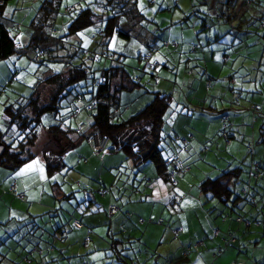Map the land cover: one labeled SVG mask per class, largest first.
I'll list each match as a JSON object with an SVG mask.
<instances>
[{
	"label": "rangeland",
	"instance_id": "obj_1",
	"mask_svg": "<svg viewBox=\"0 0 264 264\" xmlns=\"http://www.w3.org/2000/svg\"><path fill=\"white\" fill-rule=\"evenodd\" d=\"M35 2L36 0H18V2L16 0H11L7 5V11L9 9L8 14L11 15L12 20L22 25L21 29L10 31V33H12L11 36L15 37L16 41L22 42V30L33 14L31 8L34 7ZM241 2L244 3V7L242 5L243 9L246 7L247 11L252 10V7H258L257 0H241ZM192 3L195 4L194 7H191ZM55 5H58V14L55 15L53 26L59 31L62 30L70 19V16H73L79 8L92 7L95 12L103 18L115 15L116 21H118V24L120 23V27L122 26V28L124 27V29L128 31V37L118 34L111 35L108 39V47L105 50L114 52L116 55H122L124 57V62H122L127 68L131 69V73L135 77L136 74H142L144 67L143 56L149 49L153 50V55L149 57V62L157 63L155 69L150 70L153 74H156L157 80L153 82V84L156 83V85H152L155 89H158L159 85L164 88L161 91L169 92L173 88L174 79L182 80V78H184L187 80L186 85L182 84L183 91L181 94L177 91L180 98L184 97L187 99V103H183L186 107L179 104L177 112L174 111V114L169 112L165 118V127L162 130L163 132H161L162 135L167 133H175L177 135V139L172 138L170 144L175 150L181 148L182 155H186L188 152L186 151L187 148L183 140H187L190 145V142L194 141L196 138L193 135L192 140L190 135H186L189 132H193L195 135H200L203 138H212L211 144L203 143L201 154L207 151L206 154L202 155L199 159H195V162L192 161L194 158L189 160V165H187L191 168L193 167L194 171L200 177L202 176L195 187L191 186L189 180L185 182V188L182 186L181 181L178 183V180H180L183 174L188 170L176 174L174 180L178 186H174V183L171 181H162L164 185L171 188L167 193L168 202L173 200V196L176 197L174 207L170 210L174 211V215L178 216L179 220L183 222L186 228L189 227L196 232L201 231L203 236H205L203 229L205 221L196 209L192 207L191 202L181 201V191L186 195L191 192V196H194L195 190L201 180L206 177L215 178L221 174L224 168H232L235 166L243 168V182L236 184V191L242 194L245 193L243 189L247 188L250 192L248 193L249 200L254 198L257 201H261L264 194L262 191H259L261 195L255 196L252 193L257 191L258 188H264V174L257 180L254 175L249 173V169L247 173V168L253 159L264 162V142H258L260 139L259 126H261L264 117L258 114L260 109L258 108L259 104L257 102L264 98V18L258 21L260 22L259 26L255 21L250 20L252 21L251 25L248 26L243 33L241 32L239 34L238 40H234V37L230 34H224L226 29L221 27V35H224L216 40L217 36L214 34V31H201L200 26L197 24L199 21L195 22L194 18H190L189 20L188 18L186 19L188 24L187 27L186 25L178 23L181 22V18L187 13L190 15L194 13L192 16L196 15L200 20L203 19L204 15L200 12H204L205 9L203 5L199 4L198 0H113L110 2L108 0H58ZM71 7L74 8L67 13V10ZM124 10H127L128 14L123 13ZM247 21L248 20H245V22ZM96 27L97 25L90 26L82 30L78 36H76L81 40L82 47L85 48L90 46L91 36L96 33ZM166 42L169 43V45H167ZM173 43H176V45ZM200 45L209 46V50H213L215 54L211 56V53L208 51L203 52L205 51L204 49L199 50ZM193 48L195 50H193ZM30 56H33V52L28 51L25 54L16 55L12 58L10 57L8 60L0 61V67L4 68V78L0 77V89H2L1 87L7 89L6 92L4 91L0 95V118H2L4 102L9 97L13 96L15 91L17 92L16 89L22 85L23 87H28L30 86L29 83L35 84L39 73H41V71L43 73L45 72V68L43 67L40 69L37 64L34 63L36 61L33 60L34 62H32L30 60ZM13 62H16V64L13 65ZM101 64H103V61ZM113 64L114 60L106 61L107 66ZM188 69L194 70V73L186 75ZM14 74H16V77H13ZM10 77L13 78V80H16L18 77V81L12 82L9 80ZM208 78H211L213 82L212 86L208 85ZM147 79L148 76L143 73L141 83H147ZM198 83H200L199 86ZM1 91H3V89ZM47 94L48 91H46V95ZM46 95L41 94V98H45L42 100L46 101ZM250 97L255 98L254 103L258 106L250 105L253 103ZM180 98L179 100L181 101ZM236 101L239 102V105H236ZM173 105H176L175 102ZM196 105L205 106L204 113L196 112L198 110L195 108ZM221 106H228L233 114L228 118L221 117V113L219 115L217 111ZM250 106L258 108V111L254 112L249 108ZM242 107H248V112H243ZM83 113L85 114L86 112L83 111ZM1 123L0 121V126L2 125ZM228 134L232 135L229 139ZM48 137L46 131L41 133L38 139L37 153H44L43 145H45L46 151L51 148L52 142L46 143ZM165 142L167 144L169 143L167 139H165ZM85 143L91 150V141L85 139ZM78 151L79 148L68 152L66 168L57 173L59 182H64L66 185H71L77 180L82 183L80 187L78 183H75V186L68 191L66 195L72 192L76 194L83 193V183L86 182V178L93 175L96 170L91 167L85 169V165L79 163L82 157L78 156ZM175 156H178V154L175 153ZM124 163L128 166L127 161H124ZM29 165L31 167H36L42 164L39 157H36ZM142 167H145L143 170L145 173L150 171V168L148 169L147 167H151V171L155 168H153L152 164H145ZM129 171L130 168L123 169L124 173H128ZM32 172L37 174L36 170H32ZM76 172L79 173V176H77ZM132 172L133 174L137 173L135 183L139 182L140 185L144 187L145 182L141 180V178H144L142 173L137 171L136 168H134ZM28 174V172H25L22 175V179H27ZM37 176L40 177V174L38 173ZM155 176H158L156 171L145 177L146 180L149 179L147 182L148 184L153 183V185H151L153 190L157 189V186L154 184ZM51 180L52 178L46 177L41 185V190L47 191ZM92 188L97 190V185H93ZM63 189L67 190L66 187ZM102 189L101 187L100 190ZM115 189V187L109 188L110 192L113 194H116ZM192 190L194 192H192ZM122 192H124V190ZM144 192L147 194L149 193L148 189H145ZM107 193L108 191L105 194L106 197H108ZM94 195L96 198L95 207L99 209L98 211L102 214V206L106 205L105 195H102L101 192H96ZM208 197V195L204 196L202 203L204 207L212 212V215L219 214V210H223L222 212L224 213H229L226 209L222 208L223 205H221L218 200H208ZM4 198L7 200V196ZM65 199L67 203H60L64 205V213L61 212V215L68 218L78 217L85 220V216L78 211L77 205L74 204L77 208L75 211L73 205L69 203L71 202L70 198ZM119 203L120 206L130 203L128 206L135 207H138L137 205L139 204V202L124 198L120 199ZM55 204L56 207H60L59 203H56V201ZM151 204L158 208L162 205V203L159 202H151ZM215 207H217L216 210L214 209ZM0 210H2L1 204ZM166 210L169 211V208H166ZM19 219H21V217L17 215L9 217V215L0 212V224L6 220H10V223H14L15 220L18 221ZM217 219L216 217L215 220ZM29 220L30 218L17 222V227H14L13 234L11 233L13 231L10 232V225H0V253H3V250L7 247L13 252L12 257H9V259H0V264H35L36 259L39 257L38 253H28L29 248H32L29 234L27 235V233L30 232L28 227V225H30ZM134 225H137L140 230L143 227L142 223ZM92 226L91 228L86 224L85 232H78L71 224L65 226V235H68L73 241H69L64 250L57 248V243L52 240H49L51 248L49 246L45 247V244L41 243L44 252L41 256L45 257V260L48 261L44 264H84L83 261L87 262V264H108L109 262H112V264H121V262L124 264H131L132 262H135V264L136 262L140 264H194L196 253H191V251H198L200 249V251H203L205 249L204 243L196 247L197 242H203V240L195 241V237L193 235L188 236L187 229H185L184 235H187L184 241L188 244H191L193 241L195 242L191 244V247L186 245L185 249L180 245L182 250L178 253L177 246H179V243L176 241L177 239L173 236L170 238L166 234L163 235L162 230L166 227L163 225L154 234L159 237H152L151 235L149 238L145 236L141 240H135L133 237L130 238L126 235L122 236L120 239H122L123 244H120L117 248L120 250L122 248L124 250V248L129 247L130 250L125 252H127L129 256H132V258H128V256L122 255L120 253L121 251L119 252L118 249L116 250L113 248L114 242H117L114 239L118 236V231L111 233L112 229H110L109 233L106 229H103L104 232L99 235L102 237L100 240V238L97 237V231L101 228H108L109 225L105 223L99 225L93 224ZM129 227L132 226L129 225ZM116 229L118 228L116 227ZM217 229L218 228L213 229L212 236L208 239L213 243L217 242L215 251H217L218 254L219 251L222 250V253L217 257H221L223 253L227 252L221 264H263L264 235H262V233H260V238L256 242L252 237L247 239L239 235V241L236 244L226 245L225 238L230 237L232 233L229 232L228 234L222 235L224 237L222 241H219V237L216 238L219 234H215V230ZM8 230L9 233H5ZM89 230L92 231V233H90L91 235L88 232ZM180 230L181 228L177 231ZM208 232L209 231H207V233ZM10 234H12V237H10ZM41 236L43 240H46V238L51 239L52 237L44 232H42ZM77 237L80 239L77 240ZM87 243L89 248H86ZM91 245H96V248H100V250H96L97 253L95 256L89 260L87 257L93 254V252L90 253ZM187 249H189V251ZM175 250L177 253H175ZM171 251H173L174 257L173 259H168L167 256ZM210 253L211 251L207 252L208 258H205L203 254L204 259L208 263L213 259V257H210ZM26 255L32 260L27 261L23 259ZM6 257L8 258L7 255ZM199 264L203 263L200 261Z\"/></svg>",
	"mask_w": 264,
	"mask_h": 264
},
{
	"label": "trees",
	"instance_id": "obj_2",
	"mask_svg": "<svg viewBox=\"0 0 264 264\" xmlns=\"http://www.w3.org/2000/svg\"><path fill=\"white\" fill-rule=\"evenodd\" d=\"M16 1L18 2V0ZM198 1L205 9V13L200 12L204 15L203 19L200 20L196 15L192 16L194 13L192 15L187 13L178 23L188 25L186 19L194 18L195 22L199 21L197 24L201 31L212 30L215 32L219 26L226 29L224 34H230L234 40H238L239 34L251 25L252 21L250 20L255 21L259 26L260 22L258 21L264 18V1L257 0L258 7H252L250 11H247L246 7L243 9L244 3L241 0ZM10 2L11 0H0V61L31 51L33 56H30V60L36 61L34 63L40 69L44 67L45 72L39 73L35 84L29 83L30 86L28 87H23V85L18 87L17 92L15 91L14 95L3 104V114L0 118L2 122L0 143L5 145V151L0 156V166L15 171L34 159L37 154H40L44 160L43 165L47 176L54 177L56 173L66 168L63 156L75 148L76 143L73 142L72 138L78 136L90 140L92 143V135L97 134L101 138L106 137L108 144L115 148V152L100 155L94 152L91 144L93 154L102 159L107 155L122 153L125 159H130L137 167L146 162H151L164 181H171L176 186L174 178L176 174L182 172L176 171L178 165L184 169L183 171H186L187 167L181 163L178 156L175 157V154L168 152L164 144L166 136L165 134L162 135L161 132L165 127V118L168 113L177 112L179 104L186 107L183 103L186 104L187 99L183 96L180 98L177 91L181 94L183 91L182 84L186 85L187 80L184 78L182 80L174 79L173 88L169 92H163L152 87V85H156L153 82H156L157 78L156 74L150 70L155 69L157 63L149 62V57L153 55L151 49L146 52V54L151 52L148 59L145 58L146 54L143 56L142 74L133 76L131 69L124 65L122 55H116L114 52L105 50L111 35L118 34L128 37V31L120 27L115 15L103 18L89 6L79 8L59 31L53 26L55 15L58 14V5H55L58 0H36L34 7L31 8L33 14L22 30L24 32L21 34L22 42L16 41L15 37L11 36L10 31L19 30L22 25L13 21L11 15L8 14L7 5ZM194 6L195 4L192 3L191 7ZM73 8H69L67 13ZM123 13L128 14V11L124 10ZM245 20L248 21L245 22ZM94 25H97L96 33L91 36L90 46L84 48L81 46V40L76 36L82 30ZM224 34L216 35V40ZM166 44L169 45L167 42ZM173 44L176 45V43ZM36 55L38 56L37 59H35ZM95 55L100 58L95 59ZM108 60H114V64L107 66L106 61ZM102 61L103 64H101ZM147 62L154 64V67H147ZM3 70L4 68L0 67V77L2 78H4ZM143 73L148 76L145 84L141 83ZM186 73V75H191L193 70L188 69ZM11 77L9 78L10 81H18V77L16 80ZM13 77H16V74ZM210 82H212L211 78H208V85ZM1 88L3 91L0 89V95L7 90L4 87ZM46 91H48L47 95ZM41 94L46 95V101L42 100L45 98H41ZM174 102L175 106L173 105ZM228 108V106H224V109ZM249 108L254 112L258 110L253 106ZM83 111L87 114H84ZM221 117L228 118L229 115L224 111L221 113ZM41 130L47 132L49 137L46 143L52 142V146L46 151L45 145H43L44 153H37ZM230 136L232 135L228 134V139ZM184 138L187 137L184 136ZM263 140L264 119L260 126L259 142H263ZM188 145L186 140L185 147L188 148ZM248 169L249 173L258 180L264 174V162L253 159L248 165L247 173ZM242 173L243 168L240 166L229 167L215 178L207 177L201 180L198 189L203 197L209 196L208 200H218L223 205L222 208L229 212L227 214L237 215L236 220L243 227L248 228L254 224V221L259 222L260 219H257L256 215L264 216V210L256 209L253 206L252 200H249V189H243L245 193L242 194L236 191V184L243 182ZM54 182L55 180L52 183ZM5 183L3 181L2 185ZM8 185L6 183L4 188L7 189ZM102 188L98 192L104 195L103 193L107 192V187ZM9 190L17 196L15 187L9 188ZM71 194L63 197L62 201H67L65 198H69ZM62 201H56L60 207H56L54 204L51 210H45L37 215L23 214L21 219L15 220L14 223L6 220L0 224L3 226L10 225V232L13 231L11 232L13 234L17 222L28 218L34 221L29 220L30 232L27 235L29 234L32 247L29 248L28 253H38L39 255L35 264L48 262L45 257L41 256L44 254L41 243L45 244V247L51 248L49 240H53L55 237L63 240L67 236L65 235V226L70 224L69 222L73 218L61 215L64 213V205L60 204ZM87 202L95 203L93 198H89ZM111 205L117 208L116 212L119 210L118 205L112 203L107 208L109 215L116 213L110 214ZM73 208L75 211L77 210L76 206ZM249 209L248 213L247 210ZM226 217L225 215L222 219L226 220ZM79 219H75L74 222L78 221L82 224L81 228L76 227L74 222L73 225L76 229H84L85 225ZM139 221H142V218H139ZM7 232L9 233V230L5 233ZM42 232L52 236L51 239L43 240ZM218 233L219 230H215V234ZM231 239L234 241L231 242ZM114 240L117 241L113 244L114 248L123 243L119 236H116ZM225 240L226 245L234 244L236 237L231 234ZM202 243V241L197 242L196 247ZM59 249L61 250V248ZM117 249L119 252L123 250L122 248L121 250ZM12 254L11 249L7 247L3 253H0V259H9ZM28 255L23 259L31 261L32 259ZM83 263L87 264L85 261Z\"/></svg>",
	"mask_w": 264,
	"mask_h": 264
},
{
	"label": "crops",
	"instance_id": "obj_3",
	"mask_svg": "<svg viewBox=\"0 0 264 264\" xmlns=\"http://www.w3.org/2000/svg\"><path fill=\"white\" fill-rule=\"evenodd\" d=\"M221 30L222 29L218 26L214 34L220 36ZM201 49L205 50L203 52L208 51L209 53H211V56L215 54L213 50L212 51L209 50V46L207 45H203V46L200 45L199 50ZM14 64H16V62H13V65ZM193 73H194V70H193ZM199 85L200 83H198V86ZM212 85H213V82H210V86ZM158 89L162 90L164 88L158 85ZM251 100L253 103H251L250 105H256L254 103L255 98L252 97ZM257 102L259 106L258 105L256 106H258V108L260 109V112H258V114L259 115L261 114L264 117V98H262V100H258ZM236 105H239L238 101H236ZM195 108L198 109L196 112L204 113L205 106L196 105ZM248 110H249L248 107H242L243 112H248ZM217 111L219 115L220 113L225 111L226 114L229 115V117L231 114H233L230 108L224 109V106H221ZM259 130H260V126H259ZM42 132L43 130H41L40 136ZM186 135H190L192 137V140H193V135L196 137L195 140L191 141L190 145H188V148L186 149V151L188 152L186 155H182L181 148H179L178 150H175L171 147L170 141L172 140V138L177 139L176 138L177 135L175 133L165 134L166 139L169 143L168 144L166 142L164 143L165 146L167 147L168 152L173 153V154L177 153L179 156L178 159L181 161V163L185 167H187L188 171H186L183 174V176L180 178V180H178V183L179 181L182 182V186L184 188H185V182L187 180L190 181L191 186L195 187L196 183L202 177V176L200 177L194 171L193 167L191 168L187 166L189 165V160L194 158L192 161L195 162V159H199L202 155H205L207 151L201 154L203 143H210V144L212 143V138H208V137L203 138L200 135H195L193 132H189ZM72 139H73V142L75 141L76 143L74 149L79 148L78 156L82 157L79 163L85 165L84 167L85 169H87L88 167L96 169L95 173L91 175L90 177H87L86 182L83 183L82 187H84V192L81 194L74 193L69 197L71 201L69 202L70 205H73V207H74V204L77 205L78 211L80 213H83L82 215L85 216V220L75 217L70 222L71 226L78 232H85L86 230L85 228L76 229L73 225V222L75 219L76 220L79 219L85 226L86 224H88V226H90L91 228L93 227L92 226L93 224L94 225L105 224V223L108 224L110 227L108 226V228L106 227L101 228L100 230L97 231V237H99L100 240L102 239V237L99 235H101V233L104 232L103 229H106L109 233H110V229H112L111 233H114V231H118L119 234L117 235L120 238H122V236H125V235L130 238L133 237L135 240L137 239L141 240L145 236L149 238V236L151 235L152 237H155V236L159 237L158 235H154V234L156 233L157 230L160 229L161 226L165 225L166 227L164 228V230H162L163 232L162 234L163 235L166 234L170 238L173 236L174 238L177 239L176 241L179 243V246H177L178 253H180V250H182V248L185 249L186 245L187 246L189 245L191 247V244L194 243L195 241L203 240L204 248H205L203 251H200L201 249L198 251H191V253H196V259L194 261V264H199L200 261L203 264H209V263L210 264H215V263L221 264L222 263L223 257L226 255L227 252L223 253L221 257H217L222 253V250H220L218 254L217 251H215L217 248V242L213 243L208 239L210 236H212V231L215 228H218L220 232L218 233L219 235L217 234L218 236L216 237V238L219 237L218 238L219 241H222V238L224 237L222 235H225L231 232L232 235L236 237L235 244L239 241V238H238L239 235L244 236L247 239H250L252 237L255 240V242L259 240L260 233L264 235V216L256 215V218L260 219L258 220L259 222L254 221L253 225L249 226L248 228L243 229L244 228L243 225L240 224L236 220V217H238L237 215L224 213L222 212L223 210H219V214H216V215H221V216L212 215L211 214L212 212H210L208 208L204 207V204L202 203L203 195L200 193L198 187L195 190L194 196H191V192L190 194L186 195L183 191H181L180 195H181V201L183 200L185 202H191L192 207L196 209V211L200 214L202 219L205 221L203 225L205 236H203L201 231L196 232V231L191 230L189 227L186 228L183 222L179 220L178 216L174 215V211L170 210L171 208L174 207L176 197L173 196V200L168 202L167 193L171 188H169L167 185H164L162 183V181L164 180L161 178V176L159 174L158 176H155L154 184L157 186V189L153 190V187L151 186L153 185V183H150V184L147 183L149 179L147 180L145 179L146 175H149L150 173H153L156 171V169L154 168V165L151 162H146L137 167L132 163L130 159H125V156L122 153H118L114 155H107L101 159L99 156L91 152L88 145L85 143V138L83 139L81 137L75 136ZM68 152H66L65 155L63 156L65 166H66V159H67ZM36 157H39V160H41L42 165L31 167L29 163L33 160L32 159L28 163L23 164L20 168H18L15 171H10L9 169H6L5 167L0 166V204L2 208V210H0L1 213L9 215V217L16 216V215L21 217L23 214L26 215L28 213L31 215L40 214L41 212L45 210L53 209L55 201L57 202L58 200L62 201L63 197H66V193L75 186V183H78L79 187L82 185L81 181H78V180L72 183L71 185H66L64 182L63 183L59 182L57 173L54 175V177H48L45 171V168L43 166V161H44L43 157L40 154H37ZM124 161H127L128 166L124 163ZM145 164H152L154 168L153 171H151V167H147L148 169L150 168V171L148 173L143 172L145 167H142V166ZM146 166H149V165H146ZM136 167H137L136 170L141 172L144 177V178H141V180L145 182L144 187L143 185H140L139 182L135 183V178L137 176V173L133 174L132 170ZM125 168H130V171L128 173H124L123 169ZM32 170H36L37 174L38 173L40 174V177H38L37 174L33 173ZM223 170H225V168ZM25 172H28L29 174H28V178L23 180L22 175ZM76 173H77V176H79V173L78 172ZM263 173H264V170H263ZM46 177L52 178V180L50 181V186L48 187L47 191L41 190V185L43 183V180L46 179ZM53 180H55L54 183H52ZM3 181L9 184L7 189H5L4 185H2ZM95 184L97 185V190L92 188V186L93 185L95 186ZM175 185L178 186L177 184ZM14 187H15V191L17 192V196L14 193H11L9 190V188H14ZM64 187H66L67 190H64L63 189ZM101 187H107V191H108L107 193L108 197H106L105 195L106 192L103 193L106 198V205L102 206V210H101L102 214L100 211L94 212V211L99 210V209H96L95 207L96 198H95L94 193L98 192ZM110 187L116 188L115 189L116 194H113L110 192V190H112V189L109 190ZM145 189H148V192H149L148 194L144 192ZM123 190L126 194L122 192ZM259 191H262L264 193V188H258V190L254 191V193L252 194H254L255 196L261 195ZM192 192L194 191L192 190ZM173 195H174V192H173ZM5 196H7V200H5L4 198ZM89 198H93V201L95 203L90 202L88 205L87 200ZM123 198L131 200V201L134 200V202H139V204L137 205L138 207L128 206L130 203L123 204L120 206L119 200ZM212 200L214 201V199ZM251 200H252L253 206L256 209L264 210V194L261 198V201H257L254 198H252ZM151 202L152 203L159 202V203H162V205H160L158 208L157 206L152 205ZM62 203H67V202L62 201ZM112 203L118 205L119 210L115 214L109 215L107 208ZM166 208H169V211H167ZM214 209L216 210L217 207H215ZM247 211L249 213L250 209ZM225 215L227 216L226 220H222V217ZM140 217H142V221H139ZM216 217L218 218L217 220H215ZM139 223H142L143 225L141 230L137 227V225H134V224H139ZM129 225H131L132 227H129ZM116 227L118 229H116ZM179 228H181V230L177 231L179 230ZM185 229H187L188 236L193 235L195 237V241H193L191 244L190 243L188 244L184 241V238L187 235V234L184 235ZM207 231L209 232L207 233ZM88 232L89 234L92 233L91 230H89ZM79 239L80 238L77 237V240ZM52 241H55L57 243V246H58L57 248H61V250H64L67 247L69 241H73V240L67 235L66 238L63 240L59 239L58 237H55ZM120 244L122 245L123 243H120ZM180 245L182 246V248L180 247ZM86 248H89L88 243H87ZM128 248H124V250L121 251V254L128 256V258H132V256H129L127 252H125L127 250H130V248L129 249ZM114 249L117 250V248H114ZM96 250L99 251L100 248H96V245L90 246V253L93 252V254H90L87 257L89 260L95 256V254L97 253ZM187 250L189 251V249ZM208 251H211L210 257H213V259L209 263L203 257V254H204L205 258H208V255H207ZM175 253H177L176 250H175ZM184 253H185V250H184ZM173 257H174L173 251H171L168 254L167 258L173 259ZM108 264H112V262H109ZM121 264H124V263L121 262ZM131 264H135V262H132ZM136 264H140V263L136 262ZM181 264H184V263H181Z\"/></svg>",
	"mask_w": 264,
	"mask_h": 264
},
{
	"label": "built area",
	"instance_id": "obj_4",
	"mask_svg": "<svg viewBox=\"0 0 264 264\" xmlns=\"http://www.w3.org/2000/svg\"><path fill=\"white\" fill-rule=\"evenodd\" d=\"M151 52H148L145 56L146 59H148V57L150 56ZM38 56H35V59H37ZM100 57L98 55H95V59H99ZM146 66L149 68H153L154 64H151L149 62L146 63ZM92 145H93V150L95 153H99L100 155H104V154H112L115 152V148L111 145L108 144L107 138L106 137H99L97 134L92 135ZM184 169L178 165L177 168V172H181ZM116 207L114 205L110 206V214L114 213L116 211ZM75 226L78 228H81L82 224H80L78 221L74 222ZM231 242H233L234 240L231 239Z\"/></svg>",
	"mask_w": 264,
	"mask_h": 264
},
{
	"label": "water",
	"instance_id": "obj_5",
	"mask_svg": "<svg viewBox=\"0 0 264 264\" xmlns=\"http://www.w3.org/2000/svg\"><path fill=\"white\" fill-rule=\"evenodd\" d=\"M4 151H5V145L3 143H0V156H2Z\"/></svg>",
	"mask_w": 264,
	"mask_h": 264
},
{
	"label": "bare ground",
	"instance_id": "obj_6",
	"mask_svg": "<svg viewBox=\"0 0 264 264\" xmlns=\"http://www.w3.org/2000/svg\"><path fill=\"white\" fill-rule=\"evenodd\" d=\"M183 141H184V143L186 142V140H183ZM175 157H176V156H175ZM175 157H174V158H175ZM174 158H173V159H174ZM116 210H117V209H116ZM115 212H116V211H115Z\"/></svg>",
	"mask_w": 264,
	"mask_h": 264
}]
</instances>
